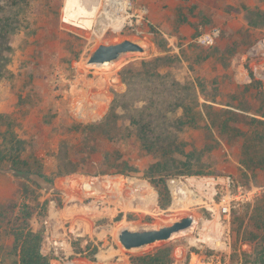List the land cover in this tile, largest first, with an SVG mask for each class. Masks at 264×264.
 Listing matches in <instances>:
<instances>
[{"label": "rangeland", "instance_id": "rangeland-1", "mask_svg": "<svg viewBox=\"0 0 264 264\" xmlns=\"http://www.w3.org/2000/svg\"><path fill=\"white\" fill-rule=\"evenodd\" d=\"M12 15L15 29L0 32V260L14 255L13 229L21 225L15 216L24 204L32 211L28 226L43 234L41 252L50 264H130L132 256L160 247L170 248L173 264L264 259V227L250 218L264 172L256 182L238 171L192 174L214 172V161L222 158L196 144L201 151L188 173L178 152L157 156L120 141L136 114L126 96L149 97L165 71L158 67L152 74L142 61L180 54L190 42L227 47L228 54L217 51L211 65L197 72L203 92L195 85L194 96L205 103L202 93L241 96L234 66L254 42L256 56L248 66L264 82V0H0V18ZM125 39L143 50L107 64L87 62L99 44ZM129 63L135 69L124 80L119 72ZM176 76L194 82L196 74L182 62ZM259 90L254 99L264 95V86ZM114 99L118 116H112ZM100 124L108 126V137ZM170 124L156 133L173 129L182 139L213 145L203 127L178 131ZM129 158L135 168L106 172ZM228 159L237 165L234 154ZM188 216L191 225L168 239L134 248L119 241L123 229H158Z\"/></svg>", "mask_w": 264, "mask_h": 264}, {"label": "trees", "instance_id": "trees-1", "mask_svg": "<svg viewBox=\"0 0 264 264\" xmlns=\"http://www.w3.org/2000/svg\"><path fill=\"white\" fill-rule=\"evenodd\" d=\"M11 17L0 18L1 33L5 32L8 35L15 29L12 24L18 19L15 20V15ZM252 23L263 25L262 21H253ZM252 44L250 43L248 48L242 52L234 66L237 90L241 96L238 97L234 93L231 95L224 93L218 97L211 95V93H202L206 100L205 103H199L194 96L195 85L203 92L201 85L204 81L198 77L197 72L202 69V66L211 65V57L217 51L228 54L227 47L221 46L220 43L203 47L195 42H190L180 49V54H170L163 58L155 57L149 61H142L141 65H144L145 70L152 74H158L154 71L158 67L165 71L160 81L150 88L149 97L132 99L130 92L126 96L130 100V109H135L136 114L130 116L127 127L123 129L130 128L132 131H128L126 135L120 138L121 143L130 141L131 144L134 142L140 150L157 154V156H166L178 152L186 159L182 164L188 166L186 171L188 173L191 172L194 154L198 151L196 144H200L204 149L214 150L217 158L222 159L218 162L214 161L213 164L216 168L214 172L208 173L199 169L192 174H219L220 171L227 170L228 175H231L238 171L242 176H249L256 182L259 172H264V95L259 99H254L251 95L253 92H257L261 85L264 86V82L256 79L248 66L249 62L256 56L257 45L254 42ZM160 60H162L161 63ZM182 62H185L189 70L196 74L193 79L194 82L189 80L181 82L176 76L182 67ZM212 65L215 64L212 62ZM132 69H135L133 63L125 65L119 72L121 78L125 80L126 72ZM2 72L0 69V77ZM259 93L261 94L260 90ZM113 103L111 106L113 109L112 116H118L115 111L116 99L113 100ZM138 103H142V105L137 107ZM118 106L123 107L122 103ZM198 107L201 109L200 112ZM110 117L111 114L109 113L104 117L106 125L110 123ZM168 123L175 125V130L178 131H182L181 129L185 126L203 127L207 134L213 136L211 140L213 145L208 146L206 140L201 144L196 143L193 139H182V136L173 133V129L172 131L156 133L158 126ZM96 126L94 124L93 128ZM100 126L104 127L102 131L108 137L110 134V130L106 128L108 126L105 127L103 124ZM203 153L206 152L203 150ZM230 153L236 156L237 165H232L229 162ZM132 164L130 158L125 159L121 163L109 165L106 172L123 173L127 169L135 168ZM183 172L176 171L177 174ZM16 174L23 176L25 173L16 170ZM164 189L165 187L158 189V194L161 195ZM165 191L167 190L165 189ZM162 205L160 204L161 207ZM18 213L20 214L15 218L17 221L20 220L21 225L13 229L14 255H9L12 257L10 262H6L8 257L6 255L4 259L0 260V264H50L48 256L41 252L42 232L33 231L28 226L27 220L32 211L28 209V205L24 204L23 207L19 208ZM250 218L256 228L264 227V190L252 203ZM255 256H257L256 260L252 264H258V262L264 264L263 255ZM130 264H173V259L170 248L160 247L150 253L132 256Z\"/></svg>", "mask_w": 264, "mask_h": 264}, {"label": "water", "instance_id": "water-1", "mask_svg": "<svg viewBox=\"0 0 264 264\" xmlns=\"http://www.w3.org/2000/svg\"><path fill=\"white\" fill-rule=\"evenodd\" d=\"M142 47L128 39L113 44H99L87 59L88 63H105L119 57L122 53L128 51H142ZM192 223V217L182 218L180 221L173 222L170 225L162 226L158 229H149L141 231H131L123 229L119 234V241L125 248L139 247L157 240L168 239L174 232L189 227Z\"/></svg>", "mask_w": 264, "mask_h": 264}, {"label": "built area", "instance_id": "built-area-1", "mask_svg": "<svg viewBox=\"0 0 264 264\" xmlns=\"http://www.w3.org/2000/svg\"><path fill=\"white\" fill-rule=\"evenodd\" d=\"M53 243H55V244H59V243H65V240L63 239V240H54L53 241Z\"/></svg>", "mask_w": 264, "mask_h": 264}, {"label": "bare ground", "instance_id": "bare-ground-1", "mask_svg": "<svg viewBox=\"0 0 264 264\" xmlns=\"http://www.w3.org/2000/svg\"><path fill=\"white\" fill-rule=\"evenodd\" d=\"M111 2H113V3H119V0H111ZM122 56H119V58H121ZM103 64H107L106 62L105 63H103Z\"/></svg>", "mask_w": 264, "mask_h": 264}, {"label": "crops", "instance_id": "crops-1", "mask_svg": "<svg viewBox=\"0 0 264 264\" xmlns=\"http://www.w3.org/2000/svg\"><path fill=\"white\" fill-rule=\"evenodd\" d=\"M263 44H264V42H263ZM263 49H264V45H263ZM263 80H264V78L263 77H261ZM42 252H44L43 250H42Z\"/></svg>", "mask_w": 264, "mask_h": 264}]
</instances>
